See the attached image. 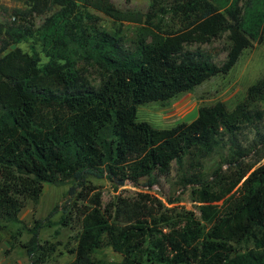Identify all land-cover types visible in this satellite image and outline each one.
Returning <instances> with one entry per match:
<instances>
[{"label":"trees","instance_id":"1","mask_svg":"<svg viewBox=\"0 0 264 264\" xmlns=\"http://www.w3.org/2000/svg\"><path fill=\"white\" fill-rule=\"evenodd\" d=\"M163 1L150 0L141 12L111 0H22L25 9L13 15L24 23L0 22V230L2 222L20 224L24 199L35 200L43 183L69 178L67 194L80 187L86 204L79 207L80 228L66 264H264V165L243 162L236 140L242 125L262 117L255 104L264 101V70L230 109L220 101L200 105L194 118L166 128L136 120L139 104L167 101L226 74L243 49L264 42V0H165L168 10ZM52 8L35 26L33 18ZM90 9L134 24L132 46L124 47ZM161 11L173 22H162ZM224 31L229 48L221 64L184 48ZM28 40L45 61L33 45L30 52L10 47ZM79 63L96 70V85ZM223 137L228 170L183 179L197 218L173 213L147 191L115 197L102 209L97 187L85 179L144 177L149 187L154 171L167 173L170 162L181 165L185 155L204 157ZM63 208L58 224L66 226L65 202ZM48 224L34 220L16 228L8 250L18 245L30 258L39 250L50 254L54 245L46 250L38 243L39 229ZM23 229L29 237L19 242ZM105 246L119 261L99 254Z\"/></svg>","mask_w":264,"mask_h":264},{"label":"rangeland","instance_id":"2","mask_svg":"<svg viewBox=\"0 0 264 264\" xmlns=\"http://www.w3.org/2000/svg\"><path fill=\"white\" fill-rule=\"evenodd\" d=\"M112 3L121 10H137L145 12L148 9L150 0H111ZM160 6L168 10L166 1L160 3ZM25 5L22 0H0V22L14 21L24 23L20 17L14 16V10H23ZM53 8L45 14L37 15L33 18L35 26L41 24L43 18L49 15ZM90 12L99 18V23L105 29L121 36L124 47H131L135 25L127 22H119L103 15L102 13L91 10ZM171 15V14H170ZM158 13L162 22L170 24L173 18ZM156 20V19H155ZM159 23V22H157ZM228 32L224 31L218 38L209 43H191L185 45V49L202 54L209 58L215 64H221L225 59L229 48ZM38 52L41 61H45L43 54L39 51V45L33 41H23L13 44L10 47L18 46L22 51L30 52V46ZM1 55V53H0ZM81 67L83 75L92 85L98 83V75L94 68L83 65ZM264 70V42H253L251 47L245 48L239 54L236 62L226 74H219L210 77L199 85L187 92H183L164 102L151 101L139 104L136 108V120H144L156 128L170 127L181 121H189L196 115L197 107L200 105L213 104L215 101L223 103L226 109H230L244 94L248 85L252 84ZM255 107L261 111L262 117L255 125H242L236 135V140L242 148V161L251 163L252 167L264 165V101H258ZM220 146L208 155L197 160L185 155L182 164L178 165L174 161L170 162L169 170L165 174L153 172V183L148 187L145 185L146 178H140L137 182L123 180L118 184L117 179H109L105 176L96 178L87 176L85 179L97 187L100 193L101 208L115 197L129 198L136 192L147 191L164 206L173 208V213L190 211L194 217H198L197 203L190 199V184L183 186V179L187 174L198 175L202 178L208 176L210 179L212 171L228 170L232 163L228 160L229 142L226 137L222 138ZM72 186V181L64 180L60 184L43 183L40 192L35 200L28 197L24 199V204L18 213V223L2 222L4 227L0 230V264H66L72 259V256L66 252L77 235L80 224L79 207L86 204V195L80 187H76L74 193L67 194L68 188ZM30 197V196H29ZM69 197V202L66 198ZM171 201V202H169ZM67 205L70 221L66 226L58 224L60 217L64 215V207ZM66 211V212H67ZM34 220L48 221V226L39 229L38 243L46 250L49 244L54 245L55 250L48 254L39 250V254L28 257L24 249L15 245L8 250L7 241L9 234L18 227L28 228ZM29 237L28 232L23 229L17 237L19 242H26ZM109 261H119L120 256L114 253L108 246H105L99 252Z\"/></svg>","mask_w":264,"mask_h":264},{"label":"water","instance_id":"3","mask_svg":"<svg viewBox=\"0 0 264 264\" xmlns=\"http://www.w3.org/2000/svg\"><path fill=\"white\" fill-rule=\"evenodd\" d=\"M123 180H124V179H119V180H117V181H118L117 183H118V184H121V183L123 182Z\"/></svg>","mask_w":264,"mask_h":264}]
</instances>
